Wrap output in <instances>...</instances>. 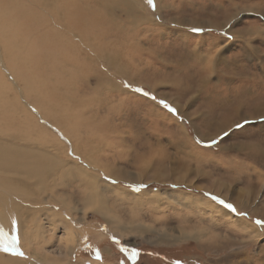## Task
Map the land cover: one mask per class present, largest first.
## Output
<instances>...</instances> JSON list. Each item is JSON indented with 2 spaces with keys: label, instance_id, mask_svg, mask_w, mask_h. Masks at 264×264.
<instances>
[{
  "label": "rangeland",
  "instance_id": "obj_1",
  "mask_svg": "<svg viewBox=\"0 0 264 264\" xmlns=\"http://www.w3.org/2000/svg\"><path fill=\"white\" fill-rule=\"evenodd\" d=\"M57 127L87 173L153 196L108 194L117 233L44 206L22 264H264V0H0V139L66 144Z\"/></svg>",
  "mask_w": 264,
  "mask_h": 264
},
{
  "label": "bare ground",
  "instance_id": "obj_2",
  "mask_svg": "<svg viewBox=\"0 0 264 264\" xmlns=\"http://www.w3.org/2000/svg\"><path fill=\"white\" fill-rule=\"evenodd\" d=\"M109 7L111 10L112 7ZM110 10H107V14ZM58 129L60 130V137H62L60 139L67 141L65 142L66 144H57L55 142L46 144V142H44L41 146H35L34 148V146H29L27 143H15L14 141L17 140L23 142L19 139V136L14 137L9 134H3L2 136L4 137L1 136L0 264H22L23 255L27 253V250L24 251V249H26L23 248L25 246L24 244L28 245V251H30V249L36 250L34 244L37 239H39L37 235H42L41 233L43 232L42 224L40 223V214L44 206L47 208L70 203V205H72L69 207L67 206L69 210L75 211L76 207L80 208L83 218L90 212L103 215L104 218L109 217L110 220L107 219V223L110 226V231L117 233L116 230L121 225V221L118 218V214H115V216L112 215L113 217L109 215L112 211L108 206V199H106L108 194L113 195L117 200H131V204L129 205L133 207L137 204L136 201L144 198V196H149V194L153 196L152 193H145L144 195L119 191L117 188L107 184V180L105 181L99 176L93 175V173H87L86 168L88 162L86 161L90 160L89 155L91 146L88 145V149H86L85 152L81 151L79 145H74L78 139H75V143H73L72 141L74 140L65 138L61 129ZM54 130H56V128H54ZM71 155H73L72 158L70 157ZM91 161L92 160H90V163ZM83 162H85V164H83ZM108 173H110L107 174L108 177H112L110 180H114V172L109 171ZM74 184L79 185L73 186ZM67 188L70 189V191L65 193ZM48 197L56 202L51 203L49 199L45 200ZM140 201L142 202V200ZM77 204H80V206ZM58 207L59 206H57V208ZM62 207L64 206L62 205ZM196 208L199 214L198 216L201 219L210 218L209 222L211 224H216L218 217H216L217 212H215L216 209H214L215 207H213V205L202 201L201 203H197ZM19 210H21L24 215L27 214V218H25L24 222L20 220L17 213ZM224 215L226 216L227 214H221V216ZM53 216L56 217V215ZM53 216L50 220L54 219ZM63 222L64 223L60 224L63 228V233L62 239L59 241V246L69 252L77 240V235L72 225L66 224L65 221ZM239 226L243 225L239 223ZM125 230L130 231L131 229L125 228ZM137 231L139 233H144V229L142 228ZM251 234L249 235L250 237L253 236ZM20 235L22 239L18 241ZM13 238H16L17 251H4V245L10 244ZM179 238L190 239V237L184 233L180 235ZM3 253H5L6 256H2Z\"/></svg>",
  "mask_w": 264,
  "mask_h": 264
},
{
  "label": "snow or ice",
  "instance_id": "obj_3",
  "mask_svg": "<svg viewBox=\"0 0 264 264\" xmlns=\"http://www.w3.org/2000/svg\"><path fill=\"white\" fill-rule=\"evenodd\" d=\"M147 2L149 3V4H152L153 3V0H147ZM193 31H201V29H193ZM136 91L137 92H142V91H144L143 89H136ZM145 95H147V93H145ZM161 103L162 104H164V106L166 107V108H169V111L171 112V113H173V114H177L178 113V110L176 109V108H174V107H170L165 101H161ZM248 123V121L247 120H245L244 121V124H247ZM244 124H240V123H237L236 124V127L237 128H242L243 126H244ZM225 135H227V133L225 134ZM213 143H215V142H213ZM141 187H143V185H141ZM137 190H139V188L137 189ZM207 195V194H206ZM213 200H218V198L217 197H215V196H212L211 197ZM220 203H224V201H219ZM226 207H228V208H231L233 211H235V209H234V207H233V205H231V204H226L225 205ZM256 223L257 224H261V223H264V222H261V221H256ZM4 251H17V248H16V238H13V240H12V242L10 243V244H6V245H4ZM133 254H135V252H134V250H133Z\"/></svg>",
  "mask_w": 264,
  "mask_h": 264
}]
</instances>
